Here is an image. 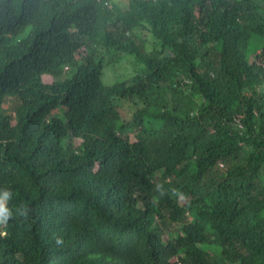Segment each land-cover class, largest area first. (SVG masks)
Here are the masks:
<instances>
[{
    "label": "trees",
    "instance_id": "1",
    "mask_svg": "<svg viewBox=\"0 0 264 264\" xmlns=\"http://www.w3.org/2000/svg\"><path fill=\"white\" fill-rule=\"evenodd\" d=\"M5 192L0 264H264V0H0Z\"/></svg>",
    "mask_w": 264,
    "mask_h": 264
},
{
    "label": "clouds",
    "instance_id": "2",
    "mask_svg": "<svg viewBox=\"0 0 264 264\" xmlns=\"http://www.w3.org/2000/svg\"><path fill=\"white\" fill-rule=\"evenodd\" d=\"M168 180V179H166ZM9 193L5 192L2 197H0V224H4L7 219L11 218V212L5 206V200L8 197ZM26 214V213H22ZM56 243L59 245L62 243V240L57 238Z\"/></svg>",
    "mask_w": 264,
    "mask_h": 264
},
{
    "label": "rangeland",
    "instance_id": "3",
    "mask_svg": "<svg viewBox=\"0 0 264 264\" xmlns=\"http://www.w3.org/2000/svg\"><path fill=\"white\" fill-rule=\"evenodd\" d=\"M127 62H123V64L125 65V66H127V64H126ZM125 70H126V68L124 67L123 68V66L121 67V68H118L117 69V71H116V74H118V75H120V72L123 74L124 72H125ZM119 72V73H118ZM127 72H129L128 70H127ZM104 75V77H103V80L105 79L106 80V82H113V80H114V78H115V75H114V73H113V71H111V70H107V69H105L104 70V73H103ZM105 82V81H104ZM105 82V83H106ZM107 84V83H106ZM120 109H122L121 107L119 108V110ZM156 179H157V177H156ZM158 180V179H157Z\"/></svg>",
    "mask_w": 264,
    "mask_h": 264
}]
</instances>
